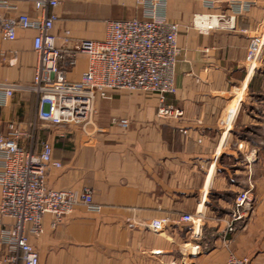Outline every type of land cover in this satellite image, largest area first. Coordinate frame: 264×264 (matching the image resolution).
Wrapping results in <instances>:
<instances>
[{
    "label": "crops",
    "instance_id": "0c3cea01",
    "mask_svg": "<svg viewBox=\"0 0 264 264\" xmlns=\"http://www.w3.org/2000/svg\"><path fill=\"white\" fill-rule=\"evenodd\" d=\"M134 1H63L52 8L57 45L65 44L67 29L72 40H103L108 19L141 17ZM169 1L176 7L171 18L181 21L183 31L177 89L167 100L181 104V118L158 116L161 100L146 92L118 91L98 99L85 126L40 119L38 98L30 90L16 91L0 105V132H33L20 145L35 152L44 142L52 145L62 166L49 168L48 186L89 187L100 207L94 212L78 205L55 228L53 215L45 214L43 232L29 235L39 264H226L231 252L264 264V56L238 105L247 80L246 71L237 70L243 50L236 43L224 46L217 31L191 27L189 14L207 11L200 0ZM232 2L218 0L216 12ZM11 5L0 13H36L31 2L11 0ZM262 11L264 0H258L238 22L253 24ZM36 34L19 29L9 40L0 32V82L32 83ZM87 67L88 57L79 55L68 79L80 81ZM247 189L256 213L228 247L220 232L236 194ZM161 218L170 219L162 232L140 225ZM199 221L203 235L194 240L191 229Z\"/></svg>",
    "mask_w": 264,
    "mask_h": 264
},
{
    "label": "built area",
    "instance_id": "2783aa9c",
    "mask_svg": "<svg viewBox=\"0 0 264 264\" xmlns=\"http://www.w3.org/2000/svg\"><path fill=\"white\" fill-rule=\"evenodd\" d=\"M33 3L36 13L8 16L0 13V32L9 40L17 31L35 30L33 48L37 54L35 74L31 84L0 82V105L16 91L30 90L38 98V117L53 124L85 126L92 122L95 103L118 91L146 92L160 98L157 115L181 118V104L167 100L177 89V74L181 47L179 37L183 31L180 20L171 18L176 7L169 0H135L141 17L108 19L103 40H72L70 30H65L63 46L57 45L53 33L57 15L52 8L65 0H24ZM206 12L189 14L191 27L200 32L217 31L224 46L243 50L237 70L246 71L238 105L247 89L248 79L257 71L264 56V11L254 23H239L238 17L249 12L258 0H233L226 11L216 12L218 0H200ZM12 7L11 0H0V8ZM14 7V6H13ZM71 42L73 45L71 46ZM88 57V67L80 81L68 79V70L75 67L79 55ZM118 123L127 127L129 121ZM230 129L228 126L227 131ZM186 132V130H184ZM23 137L33 138L18 128L0 132V264H39V254L29 241V235L43 232V217L53 215V228L71 214L78 205L98 212L93 190L52 189L47 183L51 166L61 167L53 157L49 142L35 152L20 145ZM255 197L251 189L238 192L233 209L220 232L229 247L231 236L245 229L255 212ZM6 220L12 222L7 223ZM169 218L140 224L154 232H162ZM202 223L196 222L191 238L200 240ZM195 249H200L198 244ZM226 264H254L249 256L231 252Z\"/></svg>",
    "mask_w": 264,
    "mask_h": 264
},
{
    "label": "rangeland",
    "instance_id": "374dc122",
    "mask_svg": "<svg viewBox=\"0 0 264 264\" xmlns=\"http://www.w3.org/2000/svg\"><path fill=\"white\" fill-rule=\"evenodd\" d=\"M255 213H256V210H255V212H254V215H253V217H252V220H253V218H254V216H255ZM252 220H251V221H252Z\"/></svg>",
    "mask_w": 264,
    "mask_h": 264
}]
</instances>
